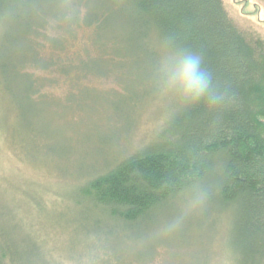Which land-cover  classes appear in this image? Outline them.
<instances>
[{
  "label": "rangeland",
  "instance_id": "rangeland-1",
  "mask_svg": "<svg viewBox=\"0 0 264 264\" xmlns=\"http://www.w3.org/2000/svg\"><path fill=\"white\" fill-rule=\"evenodd\" d=\"M222 2L245 38L264 41V0ZM43 3L54 9L50 19L65 5ZM112 4L114 30L108 26L101 33L116 35L119 63L99 57L104 53L90 27L74 26L69 33L49 27L47 35L63 38L64 48L48 40L40 50L48 67L23 69L42 83L38 94L31 98L18 86L7 91L0 78L1 219L17 232L20 246L43 258L41 264H236L232 209L222 210L201 187L193 207L186 191L136 221L112 216L82 192L90 179L155 142L186 104L158 90L154 80L162 49L130 44L122 3ZM16 24L7 19L3 26L6 52ZM97 56L105 71H79Z\"/></svg>",
  "mask_w": 264,
  "mask_h": 264
},
{
  "label": "trees",
  "instance_id": "trees-1",
  "mask_svg": "<svg viewBox=\"0 0 264 264\" xmlns=\"http://www.w3.org/2000/svg\"><path fill=\"white\" fill-rule=\"evenodd\" d=\"M63 1L62 13L50 19L47 14L54 9L44 0H0V38L7 19L17 20L9 38L13 49L6 52L0 39V78L6 79L7 91L18 86L31 98L38 94L42 83L23 69L28 65L48 67L40 52L48 40L52 46L64 48L63 38L47 35L49 27L65 33L74 26L90 27L92 40L104 53L99 57L119 63L122 58L115 53L116 35L101 33L109 30L108 26L114 30L110 10L118 1L128 19L130 44L137 49L146 44L162 49L164 42L171 40L177 49L200 53L204 67L228 97L215 111L201 103L186 102L155 142L90 179L82 192L109 208L112 216L136 221L196 185L222 210L232 209L235 263L264 264V41L252 43L245 38L222 0ZM12 10L15 13L11 14ZM62 18H67L65 24ZM98 62V56L88 58L79 71H105ZM1 218L0 264H41L43 258L20 246L17 232Z\"/></svg>",
  "mask_w": 264,
  "mask_h": 264
},
{
  "label": "clouds",
  "instance_id": "clouds-1",
  "mask_svg": "<svg viewBox=\"0 0 264 264\" xmlns=\"http://www.w3.org/2000/svg\"><path fill=\"white\" fill-rule=\"evenodd\" d=\"M157 88L165 95L191 103H201L215 111L228 100L226 92L214 81L212 73L204 67L200 53L173 47L167 40L162 45L159 70L154 80ZM198 186L189 192L190 205L199 200Z\"/></svg>",
  "mask_w": 264,
  "mask_h": 264
}]
</instances>
